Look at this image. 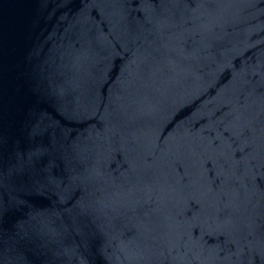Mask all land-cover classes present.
<instances>
[{
	"label": "water",
	"instance_id": "water-1",
	"mask_svg": "<svg viewBox=\"0 0 264 264\" xmlns=\"http://www.w3.org/2000/svg\"><path fill=\"white\" fill-rule=\"evenodd\" d=\"M0 264H264V0H0Z\"/></svg>",
	"mask_w": 264,
	"mask_h": 264
}]
</instances>
